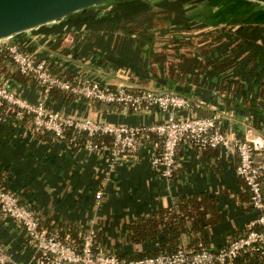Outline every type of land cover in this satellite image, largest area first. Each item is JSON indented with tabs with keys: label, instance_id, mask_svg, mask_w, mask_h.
Masks as SVG:
<instances>
[{
	"label": "crops",
	"instance_id": "1",
	"mask_svg": "<svg viewBox=\"0 0 264 264\" xmlns=\"http://www.w3.org/2000/svg\"><path fill=\"white\" fill-rule=\"evenodd\" d=\"M107 2L113 5H103ZM193 24L231 27V32L223 33V40L213 43L200 58L236 56L238 61L220 69L211 64L196 77L189 73L183 80L172 81L167 62L163 66L149 61L147 51L150 46L158 50L169 45L172 37L192 40L182 28ZM5 40L42 53L50 68L52 63V70L70 79L87 78L131 90H175L189 101V108L177 110V115H215L223 131L236 137L251 132L264 143V3L107 0ZM15 68L2 61L0 76L17 95L38 102L39 85L33 79L19 81L10 76ZM45 106L65 115L118 124H149L166 116L156 107L132 111L124 104L112 107L59 90L49 93ZM17 111L9 107L0 116L2 181L22 203L35 209L42 224L71 228L76 234L94 229L101 250L129 257L157 250L169 244V235L161 230L166 225L175 226L179 219L186 228L179 245L221 247L242 233L257 214L243 179L236 173L234 150L200 148L184 139L177 147L176 169L163 175L150 160L160 146L155 134H145L136 151L114 156L108 149L89 150L81 143L35 131L31 114ZM255 156L264 162V150L256 151ZM200 193L214 200L217 212L213 216L218 219L201 229H191L192 217L183 213L192 207L181 209L180 204ZM164 208L167 211H163L154 237L130 239L131 223L153 217ZM210 215L207 211L205 217ZM0 243L13 259L36 264L23 228L14 221H0Z\"/></svg>",
	"mask_w": 264,
	"mask_h": 264
},
{
	"label": "built area",
	"instance_id": "2",
	"mask_svg": "<svg viewBox=\"0 0 264 264\" xmlns=\"http://www.w3.org/2000/svg\"><path fill=\"white\" fill-rule=\"evenodd\" d=\"M2 48L8 50L20 72L39 85L40 100L30 102L17 95L0 76V103L4 101L15 107L19 114L22 111L30 113L35 131H48L53 138L67 139L74 144L78 143L77 135L85 133L84 147L89 150L108 149L114 156L136 151L145 134H155L160 146L150 160L163 175H171L176 169L177 147L184 139L200 148L222 146L225 150H234L237 154L236 173L248 186L250 203L257 212L242 234L229 239L221 247L193 250L179 245L171 252L127 257L98 248L94 229L78 233L77 236L55 227L47 229L35 209L22 203L15 191L6 187L0 178V221L12 220L23 228L36 264H231L243 252L249 254L248 260L251 261L264 256V162L258 161L255 156L256 151L264 150V143L259 138L251 132L236 137L223 131L215 115H177V110L189 108V101L175 90H131L124 86L109 87L87 78L71 80L53 73L48 57L42 53L5 39L0 40V50ZM52 88L82 95L91 101L124 104L133 111L156 107L166 116L161 121L149 124H118L104 119L65 115L45 106ZM67 129H72L70 137H67ZM102 134L108 135L110 141L90 139ZM0 264L25 263L13 259L0 243Z\"/></svg>",
	"mask_w": 264,
	"mask_h": 264
},
{
	"label": "trees",
	"instance_id": "3",
	"mask_svg": "<svg viewBox=\"0 0 264 264\" xmlns=\"http://www.w3.org/2000/svg\"><path fill=\"white\" fill-rule=\"evenodd\" d=\"M62 35V34H61ZM60 36V35H58ZM60 40V39H59ZM11 42V41H9ZM58 42V41H57ZM212 39H208L207 36L205 37H199L196 41H191L185 37H172L168 40L169 45H162L161 49L155 50L150 48L147 51V55L149 58V61L153 62H159L161 65L164 66V62H167V69H168V77L171 78L172 81H175L176 79L183 80L184 77L189 74L193 73L194 77H196L199 73H201L205 68L208 66H213L214 68H222L227 65L232 64L233 62L238 61L236 56H230L227 58H222V55H218L216 57L210 58L208 60L202 59L203 57L200 58L201 55L205 54L208 52L209 47L213 44ZM54 46H57L56 43L53 44ZM166 48H171V51H167ZM182 48L181 50H179ZM193 50H195L193 52ZM192 51V52H191ZM255 55H253L248 62H251L254 59ZM222 58V59H221ZM4 62H9L10 64H14L16 66L15 70L13 73L10 74V76L18 79L19 81H24L25 79H29L28 75H25L20 72L19 68L17 65L13 62L12 58L10 57L8 50L6 48H2L0 50V63ZM248 62L246 64H248ZM51 70H52V63H51ZM53 73L60 75L64 78L70 79L68 76H66L65 73L62 72H56V70H52ZM177 75V77H176ZM73 80V79H71ZM55 89V90H54ZM58 88H52L50 90L53 91L54 94L58 93ZM60 91V90H59ZM49 92V93H50ZM101 103L102 101H98ZM105 103L106 105L110 106H116L117 104L112 103V102H102ZM10 106L6 104V102L2 101L0 103V116L3 113V110ZM15 108V107H13ZM131 109V108H130ZM132 110V109H131ZM133 111V110H132ZM45 132V131H43ZM48 133V131H46ZM50 133V132H49ZM72 129H67L66 134L67 137H70L72 134ZM87 138L85 133H80L77 135L76 140L78 143H81L83 145V142ZM90 139L92 140H99L103 139L105 141H110V138L108 135H94L91 136ZM209 148V147H206ZM211 148V147H210ZM213 148V147H212ZM0 178L2 180V177L0 175ZM262 179L264 180V167H263V175ZM3 182V181H2ZM4 183V182H3ZM246 195L248 196V200L250 203V191L246 183L243 181ZM262 189L264 192V182L262 184ZM192 209L184 212V216L186 215L188 218L192 217V227L191 229H201L207 224L213 223L218 219V216L215 212H217L216 209V204L214 200L208 199L206 196V193H200L198 195H193L192 197H187L185 201L180 204V208L183 209L182 207L185 206H190ZM251 205V203H250ZM252 206V205H251ZM253 207V206H252ZM163 211H167V209H160L157 214L153 217H147L143 220H136L133 223L129 225V234H130V239L133 241H143L146 239H150L156 235L158 232V225L162 220V215ZM207 211H210V216L205 217V214ZM183 220L179 221L176 223L175 226H170L166 225V228L161 230L164 232L165 235H169V244L162 246L158 248L157 250L151 251V252H139L135 254H131V256H144V255H149V254H155L158 252H171L174 251L178 246H179V237L182 232L186 229L183 225ZM43 226H45L47 229H52V228H59L61 229L62 232L64 230L72 232L73 236H77L76 230H72L71 228H62L61 226H54L53 224L49 223H43ZM244 232V231H243ZM242 232V233H243ZM240 233V234H242ZM238 234V235H240ZM237 235V236H238ZM236 237V236H234ZM232 237V238H234ZM188 248V247H187ZM201 248H207V249H213L212 247H207V246H198V247H192L189 249L197 250ZM218 248V247H216ZM123 256L129 257V255L121 254ZM249 254L247 252H243L241 255L236 257L231 264H260V262L264 263V256L262 257H257L254 261L248 260Z\"/></svg>",
	"mask_w": 264,
	"mask_h": 264
},
{
	"label": "water",
	"instance_id": "4",
	"mask_svg": "<svg viewBox=\"0 0 264 264\" xmlns=\"http://www.w3.org/2000/svg\"><path fill=\"white\" fill-rule=\"evenodd\" d=\"M104 1L107 0H0V40Z\"/></svg>",
	"mask_w": 264,
	"mask_h": 264
},
{
	"label": "rangeland",
	"instance_id": "5",
	"mask_svg": "<svg viewBox=\"0 0 264 264\" xmlns=\"http://www.w3.org/2000/svg\"><path fill=\"white\" fill-rule=\"evenodd\" d=\"M113 5L112 2H107L106 4H103L105 6L107 5ZM183 30L187 31L188 36L192 35L191 41H196L199 37H205L207 36L208 39H212L214 42H220L223 40V33L226 34L228 31L231 32V27H223V28H215V27H203L200 24H193V25H184L182 28ZM224 34V35H225Z\"/></svg>",
	"mask_w": 264,
	"mask_h": 264
}]
</instances>
